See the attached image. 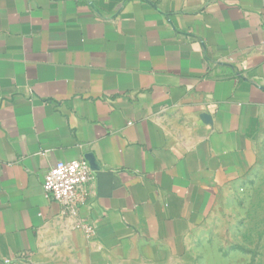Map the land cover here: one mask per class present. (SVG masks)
Listing matches in <instances>:
<instances>
[{
    "label": "crops",
    "instance_id": "obj_1",
    "mask_svg": "<svg viewBox=\"0 0 264 264\" xmlns=\"http://www.w3.org/2000/svg\"><path fill=\"white\" fill-rule=\"evenodd\" d=\"M94 160L75 220L42 197ZM264 163V0H0V264H162Z\"/></svg>",
    "mask_w": 264,
    "mask_h": 264
},
{
    "label": "rangeland",
    "instance_id": "obj_2",
    "mask_svg": "<svg viewBox=\"0 0 264 264\" xmlns=\"http://www.w3.org/2000/svg\"><path fill=\"white\" fill-rule=\"evenodd\" d=\"M162 264H264V163L220 202L184 256Z\"/></svg>",
    "mask_w": 264,
    "mask_h": 264
},
{
    "label": "built area",
    "instance_id": "obj_3",
    "mask_svg": "<svg viewBox=\"0 0 264 264\" xmlns=\"http://www.w3.org/2000/svg\"><path fill=\"white\" fill-rule=\"evenodd\" d=\"M98 169L91 159L58 162L44 174L41 185L43 199L56 204L61 216L73 218L74 227L87 236L93 234L94 226L79 220V214L91 202L90 186Z\"/></svg>",
    "mask_w": 264,
    "mask_h": 264
}]
</instances>
